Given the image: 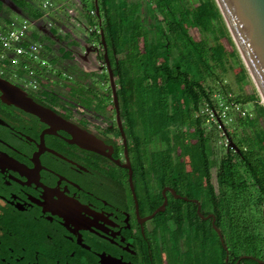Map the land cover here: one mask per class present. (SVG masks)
Listing matches in <instances>:
<instances>
[{
	"label": "flooded vegetation",
	"instance_id": "1",
	"mask_svg": "<svg viewBox=\"0 0 264 264\" xmlns=\"http://www.w3.org/2000/svg\"><path fill=\"white\" fill-rule=\"evenodd\" d=\"M79 5L77 15L90 16ZM73 14V8L66 10L68 23L81 26L82 16L80 22ZM57 22L50 26L57 30ZM65 36L46 43L52 57L64 53ZM83 42L67 45L72 53L63 58L87 74L88 97L85 91L69 97L53 88L23 89L45 108L39 116L3 100L0 91V264L214 263L220 242L212 182L217 167L211 170L212 189L208 183L203 189L205 195L211 190L210 203L201 193L187 195L169 169L152 171L139 143L124 132L123 102L115 83L117 114L103 78L102 49L82 57ZM95 80L104 91L93 88ZM227 255L226 261L224 250V263L234 264L232 252Z\"/></svg>",
	"mask_w": 264,
	"mask_h": 264
},
{
	"label": "trees",
	"instance_id": "2",
	"mask_svg": "<svg viewBox=\"0 0 264 264\" xmlns=\"http://www.w3.org/2000/svg\"><path fill=\"white\" fill-rule=\"evenodd\" d=\"M13 1L32 18L40 16L39 8L43 10L34 0ZM97 6V15L94 4L86 12L91 15L93 10L91 17L104 35L128 123L125 134L139 143L142 153L151 155V170L162 174L169 169L184 182L187 195L201 193L209 203L212 192L205 195L203 189L205 183L212 189L211 170L216 166L217 225L234 256L232 263L241 255L258 258L264 251V109L256 92L243 89L249 81L235 49L229 52L220 41L226 36L231 42L214 1L97 0ZM10 12L0 3V21L10 18ZM191 29L198 31V38ZM94 32L100 42L99 33ZM231 62L240 65L236 88L223 79ZM75 68L78 97L85 91L87 74ZM51 89L40 84L37 93ZM215 92L221 94L232 116L221 132L228 145L234 143L239 151L221 146L223 152L216 154L212 142L217 141L220 128L204 125L201 109L220 107L212 98ZM232 105L239 109L249 105L250 110L242 114ZM149 142H160L161 147L149 149ZM216 251L215 262L203 264H225L220 242Z\"/></svg>",
	"mask_w": 264,
	"mask_h": 264
},
{
	"label": "water",
	"instance_id": "3",
	"mask_svg": "<svg viewBox=\"0 0 264 264\" xmlns=\"http://www.w3.org/2000/svg\"><path fill=\"white\" fill-rule=\"evenodd\" d=\"M219 15L223 21L229 38L234 46V49L246 71V74L258 96V99L264 109V0H213ZM81 3V0H78ZM2 6H5L10 11L30 21L33 25L40 28L37 20L28 16L13 0H0ZM96 15L98 14L97 0H93ZM33 19V20H32ZM81 26H84L82 23ZM86 28V27H85ZM95 29V27H93ZM94 29H91L94 31ZM100 42L97 45L94 43H82L83 53L82 57H86L88 52L98 53L99 48L102 49V61L106 67L108 80L112 96L114 98V105L118 114L117 94L115 77L108 58V51L104 40L102 30H99ZM47 34V33H46ZM48 35V34H47ZM49 37V35H48ZM98 49V50H97ZM96 59V58H95ZM0 91L2 99L7 102L18 105L26 110L34 112L39 116H43L45 108L34 103L21 88L11 84L9 81L0 77ZM49 112V109H46ZM121 134L124 132L120 125ZM229 147L239 149L234 143L229 142ZM184 200L186 198L184 197ZM196 201V200H194ZM200 205L197 211L199 213ZM261 215L264 221V204L261 208ZM207 218V217H205ZM220 243L226 252L225 260L228 259V249L224 243V239L220 228H216ZM252 259L258 264H264V260L253 257L251 255H241L234 264H239L241 259Z\"/></svg>",
	"mask_w": 264,
	"mask_h": 264
},
{
	"label": "built area",
	"instance_id": "4",
	"mask_svg": "<svg viewBox=\"0 0 264 264\" xmlns=\"http://www.w3.org/2000/svg\"><path fill=\"white\" fill-rule=\"evenodd\" d=\"M51 6L50 0H44L41 4L45 10ZM90 14H93V10ZM29 29L30 22L25 18H8L0 21V76L16 81L24 90L37 92L40 84H48L46 76L56 70L42 54L44 44L39 40H33ZM63 75L71 77L64 72ZM203 108L208 119L220 129L230 123L231 118L226 114L228 105L222 104L219 110H212L207 105ZM232 108L241 111L242 114L246 112L239 109L238 105H232ZM223 145L228 146V142L225 140Z\"/></svg>",
	"mask_w": 264,
	"mask_h": 264
},
{
	"label": "rangeland",
	"instance_id": "5",
	"mask_svg": "<svg viewBox=\"0 0 264 264\" xmlns=\"http://www.w3.org/2000/svg\"><path fill=\"white\" fill-rule=\"evenodd\" d=\"M44 0H34V2L37 4V5H41L42 4V2H43ZM50 1H52L53 2V4L57 7H55L57 10L59 9V11H65V13H60L59 15H58V17H59V19H60V22L61 23H63V24H65V25H67V23H68V21L69 20H67V15H66V10L65 9H63V7H61V8H59L56 4H58V0H50ZM142 2H144L145 0H141ZM83 2H84V10L86 11L87 9H90L91 8V6L93 5V0H83ZM74 6V7H73ZM65 7H68V8H72L73 7V12L74 13H76V11L78 12V13H80V8H81V6L79 5V4H75V3H73V5H70V4H67V5H65ZM50 10V9H49ZM10 14H14L13 12L12 13H10ZM82 20L83 21H85L84 22V25H85V27L86 28H84V26H76L75 24H70V23H68V27L71 29V30H73V33L74 34H76V35H78V36H85V39H86V41H88L89 43H93V42H97V36H96V34H95V32H90V30H91V27H93V26H95V25H97L98 26V24H97V20H95V18H93V17H88L87 15H86V13L85 14H83L82 13ZM190 33H191V35L193 36V37H195V38H198V36H199V34H198V31L197 30H195V29H191L190 30ZM41 40L42 41H46L47 43H49L50 42V40H49V38H47V37H43V38H41ZM223 44H224V46H225V48H226V50H228L229 52H231L232 50H234V46H233V44L227 39V37L225 36V37H221V40H220ZM45 50L47 51L48 50V47L47 46H45ZM49 51V50H48ZM45 54V53H44ZM49 59H50V63L52 64V66H53V68L56 70V71H54V73L53 72H51L50 74H48L46 77H47V82H48V85L51 87V88H53V89H55V90H57V91H59V92H61V93H63V94H67V96L69 95V97H76L77 96V94H75L76 93V89H75V86H76V84H77V81H76V76H75V74L76 73H78V70L74 67V65H71V64H69L68 62H67V60L66 59H61L60 61L58 60V58L55 56V57H48ZM231 66H232V68H229V70L226 72V75H224L223 76V79H224V82H229L230 84H232L233 85V87H237V85H236V83H235V75L239 72V69H240V65H237V64H235V62L234 63H232L231 62ZM63 70V71H62ZM135 70V69H134ZM139 69L138 68H136V72H139L138 71ZM63 72L64 73H67V74H69L71 77L70 78H67L65 75H63ZM73 73H75V74H73ZM140 73V72H139ZM138 73V75H137V78H139L140 77V74ZM74 75V76H73ZM94 77V76H93ZM98 77H100L99 75H98ZM102 77V76H101ZM103 78H106L107 79V83H108V75H107V72L105 71V73H104V76H103ZM89 78H87V75L83 78V81H84V83L85 84H88L87 82L89 81L88 80ZM93 79V78H92ZM248 83L244 86V91L245 92H247V93H250V92H255V90H254V88H253V86H252V84H251V82H250V80H249V78H248ZM93 82V81H92ZM93 87V86H92ZM97 88V89H100L101 91H104L105 90V87H104V85L103 84H101V82L100 81H98V80H95L94 81V87L93 88ZM237 91V90H236ZM39 92V91H38ZM86 92V94H84V95H87V97H88V93H87V91H85ZM40 93H42L41 91H40ZM78 93V92H77ZM82 93H84V92H81L79 95H78V97L79 96H81L82 95ZM91 95V94H90ZM83 97V96H82ZM90 97V96H89ZM142 97V96H141ZM212 98L214 99V100H216V103H217V106L219 107H221V105L223 104V102H222V100L220 99L221 98V94H219V93H213L212 94ZM85 99H88V98H85ZM91 99V98H90ZM245 106V108H244V110H246V109H248V111L250 110L249 109V105H244ZM220 107L219 108H217L216 110H219L220 109ZM230 109V108H229ZM227 110V112H226V114L228 115V117H230L231 119H232V116L229 114V111L230 110ZM246 112H247V110H246ZM201 114H203V117H205L204 118V125H205V127L207 128V129H212L213 128V125H215V124H213L212 122V120L211 119H208V115L205 113V109L203 108L202 109V112H201ZM208 119V120H207ZM231 122V121H230ZM217 131V136H216V138H217V141L216 142H212V144L216 147L215 149H216V154H220L221 152H223V148L221 147V146H224L223 144H224V142H225V137L223 136V133L221 132L222 130L220 129H217L216 130ZM150 143V145L148 146V148L149 149H153L154 148V150H157L158 148H160L161 147V143L160 142H149ZM142 145V144H141ZM158 147V148H157ZM225 147V146H224ZM143 149H144V147H143ZM218 150V151H217ZM144 151H146V153H147V148L146 149H144ZM145 156H147L148 157V159H147V157H146V160H147V164H149V162H150V156L151 155H149V153H147V154H145V153H143ZM215 158H217V156H215ZM153 171V170H152ZM213 174H215L214 173V169H213ZM215 178H214V176H213V178H212V182L213 183H215V180H214ZM259 259H261V260H264V251L262 252V253H260L258 256H257ZM246 259H248V258H246ZM246 259H242L241 260V264H250V262L248 261V260H246Z\"/></svg>",
	"mask_w": 264,
	"mask_h": 264
},
{
	"label": "crops",
	"instance_id": "6",
	"mask_svg": "<svg viewBox=\"0 0 264 264\" xmlns=\"http://www.w3.org/2000/svg\"><path fill=\"white\" fill-rule=\"evenodd\" d=\"M59 2H58V4H56L59 8H61V7H63V9H65V10H68V7H65V5H67V4H70V2L72 1H70V0H58ZM50 2H52V1H50ZM76 2H78V0H75V3ZM79 4H80V2H78ZM70 5H72V3L70 4ZM54 6V7H53ZM56 6L53 4V2H52V6H51V8H48L47 10H45L44 12L39 8V10H40V12H41V14H40V16L39 17H36V18H34V20H37L38 21V23H39V25H40V28H38V27H36L35 25H33L30 21V29H29V32H30V35H31V32H33L34 33V35L36 34V38H34L32 35H31V37H32V39L33 40H39V41H41V43H43L44 44V49L42 50V54L44 55V53H45V55L47 56V57H52L51 56V52H52V49L46 44L47 42L46 41H42L41 40V38H43V37H47V38H49V40H52L53 42L55 41H57V40H59V36H60V34L61 33H63V32H65V33H67V36H65L63 39H61V41H62V43L64 44V45H66V46H64V48H63V51H61V52H64V53H62V55L60 54L59 56H56L57 58H58V60L60 61L61 59L63 60L64 58L63 57H66L64 54H66V52L65 51H70L71 53H72V49L70 48V47H68V46H70L71 44H75L74 42H75V40H77L78 42H79V45L81 44V42H83V41H86V39H85V36H78V35H76V34H74V35H76V37H72L70 34L71 33H69V29H67V30H65L64 29V27H66L67 25H65V24H63V23H61L60 22V19H59V17H58V15L60 14V13H64L63 11H59V9L57 10L56 8H55ZM73 8V7H72ZM72 8L70 9L69 8V10H72ZM50 9V10H49ZM10 13H12V11L10 12ZM78 14V12L76 11V13H74L73 15H72V18L75 16V15H77ZM11 16H10V18H19V19H21V18H23L21 15H17V14H10ZM29 16V15H28ZM91 16H93V15H90V16H88V17H90L91 18ZM77 17L79 18V21L81 22V19H80V17L77 15ZM74 19V18H73ZM33 20V19H32ZM53 20H56V22L57 23H54L55 24V26L57 27V30L54 28V27H51L50 25H48V23H53ZM82 24L84 25V23L82 22ZM80 25V24H79ZM68 27V26H67ZM93 27H95V31L98 33L99 32V30L97 29L98 28V26L97 25H95V26H93ZM69 28V27H68ZM84 28H85V25H84ZM49 35V37H48V35ZM70 37V38H67V37ZM68 45V46H67ZM45 46H47L48 48H49V51L47 50H45ZM74 46V45H73ZM74 47H76V48H78L79 46H77V45H75ZM60 52V53H61ZM52 53H54V52H52ZM83 53V52H82ZM74 59H76L75 57H74ZM76 67L79 69V70H81L80 68H79V66L78 65H76ZM82 72H84L83 70H81Z\"/></svg>",
	"mask_w": 264,
	"mask_h": 264
}]
</instances>
